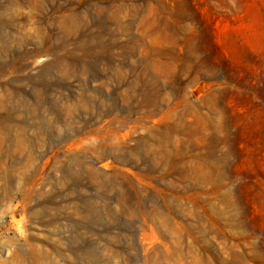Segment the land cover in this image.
Here are the masks:
<instances>
[{
	"label": "rangeland",
	"instance_id": "374dc122",
	"mask_svg": "<svg viewBox=\"0 0 264 264\" xmlns=\"http://www.w3.org/2000/svg\"><path fill=\"white\" fill-rule=\"evenodd\" d=\"M0 264H264V0H0Z\"/></svg>",
	"mask_w": 264,
	"mask_h": 264
}]
</instances>
